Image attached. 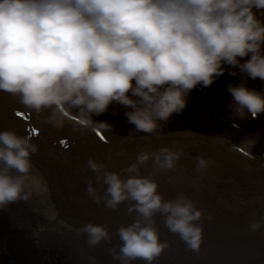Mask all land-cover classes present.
<instances>
[{
  "label": "clouds",
  "instance_id": "obj_1",
  "mask_svg": "<svg viewBox=\"0 0 264 264\" xmlns=\"http://www.w3.org/2000/svg\"><path fill=\"white\" fill-rule=\"evenodd\" d=\"M226 71L264 81V0H0V92L36 114L48 112L46 123L55 128L71 118L82 128L110 131L93 117L115 103L129 109L136 131L156 134L184 112L194 89L210 88ZM227 91L234 115L264 114V90L242 82ZM38 150L31 136L0 131V209L30 198L25 185ZM182 156L169 147L140 151L120 172L87 162L107 186L99 196L89 184V197L109 209L134 202L128 211L136 219L118 229L123 243L118 253L113 249L120 264H154L169 247L158 214L189 250H200L204 213L197 203L183 192L166 199L158 182L140 173L150 160L155 173L171 171ZM209 166L197 158L198 172ZM262 226L250 224L252 231ZM80 232L90 247L111 240L105 226L92 222Z\"/></svg>",
  "mask_w": 264,
  "mask_h": 264
},
{
  "label": "bare ground",
  "instance_id": "obj_2",
  "mask_svg": "<svg viewBox=\"0 0 264 264\" xmlns=\"http://www.w3.org/2000/svg\"><path fill=\"white\" fill-rule=\"evenodd\" d=\"M14 110L21 114L27 113L26 116L24 115L25 118L27 119L28 116L29 120H35V125L41 130L39 135L34 136L36 143L39 144V150L31 157L32 161L40 164V167L33 164L31 172L46 182L49 195L53 203H56L54 204L56 210L63 216H60V220L68 222L65 220L69 219L76 229H81L88 222L103 225L108 229L111 240H105L95 247H90L86 243V234L77 230V235L83 237V244H87L90 247L88 249L96 250V256L91 254L92 261L97 264L100 262L120 264L119 261L113 259V249L118 253L119 246L123 243L117 235L118 229L121 226L129 225L136 219V216L128 211L133 206V201H126L117 209H109L103 202L97 203L96 200L89 197L87 193L89 184L95 188L99 196L104 195L107 186L96 179L95 174L87 167V162L90 159H95L104 163L108 170L120 172L136 162L137 154L140 151L153 152L161 147L170 146L169 148L172 150L184 153V159L177 163L175 169L155 173L150 160L146 165L141 166L140 173L142 176H150L157 181L158 191L166 199H175L177 193L183 192L197 203L198 208L204 213L199 222L203 228V243L198 252L189 250L179 235L171 233L164 227L163 217L158 214L155 219L159 227L161 241L168 242L169 247L154 264H264V226L257 231H252L250 228L252 222L264 221V202H253L255 197L240 195L241 192L232 188L235 185L233 184L234 180L229 177L227 179L224 175L225 171L229 173L230 168L243 170V182L250 187L253 184L252 187L261 188L260 194L255 196H261L264 200L263 166L255 161H250L247 158L250 157L248 154L242 156L228 142L214 137L208 138V136H204L205 132L201 133V137L191 129H188L191 133L181 132L167 138L162 126L158 132L159 138L139 132L140 134L127 135L132 136V141L129 140L131 137H126L127 140H124L120 135L117 136L121 140H112L108 137L107 140L105 137L102 139L103 134L99 130L82 128L71 118L65 122L62 128H55L46 123L48 112L36 114L25 109L19 103L18 98L3 92H0V131L14 130L21 136L26 133L30 134L23 127L28 126L29 123L24 122L23 115V120L21 115H19L20 119L13 116ZM118 126L122 129L121 122H118ZM53 132H57V134ZM65 136L77 141V145L72 144L73 149H82V146L85 145V150L81 151L79 155H72L70 152L61 151L63 148H60L59 144L57 146L50 145L54 139L59 140ZM52 138L54 139L49 145L44 142ZM203 142L210 148L206 157L216 162V165H210L206 170L198 172L197 162L190 159L187 148L194 146L197 148ZM92 149L96 150V153L90 155L89 152ZM250 165L253 168L249 167ZM252 169H256V174L263 181H257L253 177L255 170L252 171ZM173 172L175 174H172ZM166 174L174 176L166 177ZM47 179H51L54 183L55 197L50 191ZM56 210L55 213H57ZM224 237L229 241L234 239L237 243L232 241V243L223 244V242H227L223 241ZM249 248L252 249L251 252H249ZM233 253L239 254V256L235 257ZM211 256H216V258H211ZM133 264H145V262L136 260Z\"/></svg>",
  "mask_w": 264,
  "mask_h": 264
},
{
  "label": "rangeland",
  "instance_id": "obj_3",
  "mask_svg": "<svg viewBox=\"0 0 264 264\" xmlns=\"http://www.w3.org/2000/svg\"><path fill=\"white\" fill-rule=\"evenodd\" d=\"M230 70L231 69H229V71ZM226 75L229 76L227 71L221 77L223 81H225L227 78ZM233 77L235 78V76ZM240 77H242V75H236L235 80L238 79V83H240ZM256 80H253L254 84L252 88L254 89L259 87L257 86L256 82L264 83V81H261L259 78ZM242 82L243 81H241V83ZM261 89H264V85L261 86ZM195 94H197L196 91L191 92L188 103L196 98ZM227 94V92L224 93V95ZM119 108H121L120 105L114 103L109 109L116 112V110ZM202 114L210 116L209 111L203 112ZM251 118L252 116L250 114H246L244 117L239 118L237 121L239 128H236V130L241 129L243 125L244 127H247ZM93 119L97 120L95 117H93ZM257 119L264 121V114L257 117ZM228 120H231V117H228ZM201 121H197V124H199L198 128L202 127L203 122L206 121L205 116L201 118ZM162 126H165V124ZM36 127L40 129L37 125ZM204 128L208 131V128L210 127L209 125L205 124ZM211 129H214L217 132L214 133L215 135H224L228 142L233 144L232 148L236 150V152L240 153L237 150L239 149L250 156L247 157L250 161L262 163L264 165V158L262 156L263 150L261 149V145L259 143L260 140H264V136L262 137L261 135V132L264 131L261 129V124L257 127V129L251 132L249 137L242 140L241 142L237 141V144H235L234 140L235 136H237L235 132L231 134L222 130L221 128ZM195 131L201 132L200 130ZM101 132L106 140L108 138H112V140H121L118 139V134L111 130L108 131L101 129ZM53 133L57 134V132ZM60 135L61 133L59 136ZM147 135L154 136L155 134ZM123 139L127 140L126 138ZM131 139L132 138H129V140ZM109 141L112 142L111 140ZM208 149L210 150V148L203 142L202 145H198L197 148L196 146L187 148V151L190 159H193L192 161L197 162L198 157L208 159L206 157L208 155ZM183 159L184 153L179 162H181ZM208 160L210 161V165H216V162H213L212 159L209 158ZM249 167L253 168L251 165ZM223 168L225 169L226 167ZM254 170L255 173L253 172V177L257 181H263V179H261L260 176L256 174V169H252V171ZM242 173L243 170L230 168L229 173L225 171L224 175L226 178L229 177L230 179L232 178L234 180L233 184L235 185H229H233V189L241 192L240 195L250 198L255 197L253 202H264L261 196H255L260 192L261 188L256 189L255 187H252L253 184L251 187L245 184L243 182L244 180L242 179ZM172 174H175V172ZM172 174H166V177L174 176ZM44 182L45 181H43V179L41 180L38 175L36 176L34 172L30 171L25 185L26 191L31 193L30 198L27 201L22 200L9 205L5 209H0V264H15V260L13 263V261L7 259V257H9L8 252L10 250L12 251L16 249H23V252L24 250L25 252L28 250V253H31V256L29 257V260L31 261L30 264H97L91 260V254H95L96 250L93 248L88 249V247L84 246L82 237L77 235V233L70 227V225L67 224V222L60 220V216L62 215L60 212H58V210H56L57 208L54 205L56 203H53L49 195V189L46 185V182ZM54 209L57 213H55ZM78 230L80 231V229ZM223 241H227L223 242V244H228L229 242L232 243V240L229 241V239H226L225 237ZM237 255L239 256V254L233 253V256L237 257Z\"/></svg>",
  "mask_w": 264,
  "mask_h": 264
},
{
  "label": "snow or ice",
  "instance_id": "obj_4",
  "mask_svg": "<svg viewBox=\"0 0 264 264\" xmlns=\"http://www.w3.org/2000/svg\"><path fill=\"white\" fill-rule=\"evenodd\" d=\"M17 115H22L21 113H17ZM33 132H35V130L33 129ZM103 139V137H101ZM63 143V142H62Z\"/></svg>",
  "mask_w": 264,
  "mask_h": 264
},
{
  "label": "water",
  "instance_id": "obj_5",
  "mask_svg": "<svg viewBox=\"0 0 264 264\" xmlns=\"http://www.w3.org/2000/svg\"><path fill=\"white\" fill-rule=\"evenodd\" d=\"M46 144H48V141L46 140V141H44ZM37 144V143H36ZM37 145H39V144H37Z\"/></svg>",
  "mask_w": 264,
  "mask_h": 264
}]
</instances>
